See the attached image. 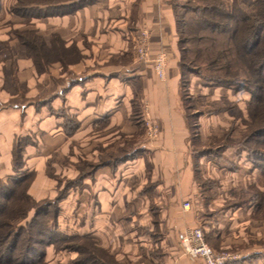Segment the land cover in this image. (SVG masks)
Masks as SVG:
<instances>
[{
    "label": "rangeland",
    "instance_id": "rangeland-1",
    "mask_svg": "<svg viewBox=\"0 0 264 264\" xmlns=\"http://www.w3.org/2000/svg\"><path fill=\"white\" fill-rule=\"evenodd\" d=\"M88 1L92 0H0V55L9 57L13 65L12 56L24 53L38 70L51 66L58 57H63L66 63L76 59V53L62 56L63 42L54 32L56 22L62 21L55 17L67 14L66 18H70ZM223 1L235 3L240 13L255 14L253 0ZM198 2L215 0H194ZM63 27L58 25L59 29ZM184 46L189 51L183 55L189 57L199 45L191 41ZM196 71L195 66L185 69L180 97L201 206L197 225L212 249L230 255L225 264H264V103L257 101L258 91L253 86L213 85L203 81ZM3 76L4 66L0 63V77ZM15 86L17 96L24 97L25 85L15 83ZM23 100L18 102L28 104V99ZM132 121L138 125L133 136L118 134V139L112 141L108 138L110 141L105 145H97L94 156L87 149L85 133L73 134L72 139L67 137L61 145L41 150L40 159L32 166L25 163L23 146L14 145V173L0 176V222L21 225L24 229L19 231L23 236L27 234L39 241L32 244L40 254V264H136L127 256L134 252L132 248L153 264H161L164 249L161 233L152 223L156 218L153 211L147 214V219L143 214L125 211H92L98 199L88 190L87 179L103 162L114 167L117 161L139 151L136 142L146 136L143 118L134 115ZM15 180L19 181L14 183ZM146 183L143 180L137 186ZM216 212L232 218L230 222L219 218L218 222L222 229L227 224L233 226L232 230L226 229L225 235L240 241L239 244L220 245L221 237L216 236L214 226L207 221ZM23 214L25 218H21ZM2 216L7 218L4 220ZM203 224L207 225L206 231ZM134 225L137 234L147 238L146 244H136L134 238L123 243ZM36 228L40 233L34 231ZM180 251L185 254L182 247Z\"/></svg>",
    "mask_w": 264,
    "mask_h": 264
},
{
    "label": "crops",
    "instance_id": "crops-1",
    "mask_svg": "<svg viewBox=\"0 0 264 264\" xmlns=\"http://www.w3.org/2000/svg\"><path fill=\"white\" fill-rule=\"evenodd\" d=\"M173 2L92 0L70 18H66L67 14L56 16V20L62 21V27L65 23L63 29H59L60 24L56 22L54 31L63 42L62 56L77 55L67 63L63 57H58L51 66L38 70L24 53L12 56L13 65L9 57L0 55L4 66V76L0 77V176L14 173L12 149L16 143L23 146L25 163L32 166L40 159L41 150L53 144L61 145L67 137L72 139L73 134L85 133L87 149L94 156L98 144L105 145L118 134L133 136L138 125L132 117L138 115L144 121L147 110L158 126V134L152 139L142 135L136 142L139 151L117 161L114 167L108 162L98 166L87 179L88 190L98 199L92 211H125L143 214L144 219L153 211L156 218L151 222L161 233L164 249L161 264H203L180 251V234L186 228L198 226L201 206L197 200L189 129L180 97ZM140 30L148 35V54L143 60H137L134 48ZM159 52L167 55L163 79L156 77L151 65L152 58ZM13 69L15 74L12 75ZM15 83L25 85L24 97L28 104L18 102L24 101V97L17 96ZM39 95L42 96L37 97ZM68 133L70 135H66ZM92 159L95 162L94 157ZM143 180L150 185L138 187ZM185 201L190 203L187 210L182 207ZM216 213L207 221L214 226L216 236L221 237L220 245L239 244L240 241L225 235L226 229L232 230L233 226L227 224L222 229L218 222L219 218H225V222L232 218ZM132 227L123 243L134 238L136 244H146L147 238L137 234L136 225ZM206 227L203 224L204 231ZM131 250L134 252L127 256L136 264H153L135 248Z\"/></svg>",
    "mask_w": 264,
    "mask_h": 264
},
{
    "label": "trees",
    "instance_id": "trees-1",
    "mask_svg": "<svg viewBox=\"0 0 264 264\" xmlns=\"http://www.w3.org/2000/svg\"><path fill=\"white\" fill-rule=\"evenodd\" d=\"M215 2L172 3L178 35L180 89L185 69L195 66L206 83L253 86L258 91L257 101L264 103V0H253V16L240 13L235 3ZM191 41L199 46L187 57L183 53L189 49L184 44ZM25 217L26 214L21 216ZM19 228L24 229L16 223L0 222V264H40V254L32 244L39 241L27 234L23 236ZM34 231L40 233L37 228Z\"/></svg>",
    "mask_w": 264,
    "mask_h": 264
},
{
    "label": "built area",
    "instance_id": "built-area-1",
    "mask_svg": "<svg viewBox=\"0 0 264 264\" xmlns=\"http://www.w3.org/2000/svg\"><path fill=\"white\" fill-rule=\"evenodd\" d=\"M147 32L140 30L135 38L134 48L137 59H145L148 54ZM167 63V55L164 52L155 54L152 58L151 65L154 74L158 79H163L165 76V67ZM145 133L150 139L155 138L158 134L157 124L150 119L148 111L144 112ZM183 209L187 210L190 207L188 201L183 202ZM180 245L183 252L192 260H201L203 264H225L230 255L224 251L217 252L212 249L205 241L201 229L189 227L183 230L179 237Z\"/></svg>",
    "mask_w": 264,
    "mask_h": 264
}]
</instances>
